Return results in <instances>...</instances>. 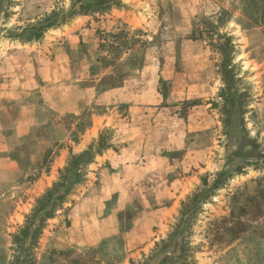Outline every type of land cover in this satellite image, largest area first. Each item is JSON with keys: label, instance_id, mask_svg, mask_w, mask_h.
Listing matches in <instances>:
<instances>
[{"label": "rangeland", "instance_id": "374dc122", "mask_svg": "<svg viewBox=\"0 0 264 264\" xmlns=\"http://www.w3.org/2000/svg\"><path fill=\"white\" fill-rule=\"evenodd\" d=\"M120 1L123 7L76 15L23 42L13 36L19 29L66 11L73 0H0V264H13L21 252L13 236L36 199L72 155L101 136L108 148L80 171V182L44 223L29 264H158L164 257L166 264H264V166L256 164L264 134L254 113L264 94V25L249 19L264 20V11L246 0ZM221 35L232 44L228 77L219 67ZM207 63L211 77L201 72ZM189 66L203 76L193 84L209 91L167 104L183 86L171 75ZM147 88L162 102L131 115L133 104L120 101H140L133 93ZM119 89L116 98L107 96ZM160 108L170 111L168 125L192 130L184 143L175 151L157 146L156 160L137 161L143 178L126 202L112 196L103 212L92 206L91 218L73 221L83 192L102 185L91 178L97 158L118 154L144 127L141 119ZM191 110L197 120L201 110L212 127L202 140L207 153L193 140L200 130L190 126ZM161 241L169 242L163 252Z\"/></svg>", "mask_w": 264, "mask_h": 264}, {"label": "crops", "instance_id": "0c3cea01", "mask_svg": "<svg viewBox=\"0 0 264 264\" xmlns=\"http://www.w3.org/2000/svg\"><path fill=\"white\" fill-rule=\"evenodd\" d=\"M135 15V14H134ZM133 21V20H132ZM151 65V70H152V65L153 61L150 63ZM149 65V67H150ZM210 64L207 63V69L206 71H201L202 73L205 72L207 73V76L210 74L211 70ZM198 70L195 67H188L186 71L180 73V74H175L171 75V78L178 81H181L183 86L180 89H176L175 91L171 93L170 96L166 99L165 101L167 104H172L178 100H182L184 98L186 99H194L200 96H205L204 92L209 91L208 84L203 85L201 93L199 94L200 90H198V84H193V82H199L197 77L202 78L203 76L197 72ZM263 76H264V71H263ZM209 77H211L209 75ZM151 82L153 80V76L150 77ZM208 78V77H207ZM204 81L207 82V79ZM189 82L191 84H189ZM150 90V89H149ZM147 88L144 93L146 94L147 98L143 99L142 93H139V90L137 92L133 93V97H138L141 99L140 101H136L133 103L132 100H127V101H120L122 102H131L133 105L129 107V112L132 114H145L150 108H144L145 105L149 104V101L153 105H157L158 102H162V98H160L159 94L157 95V91H152L150 92ZM121 90H115L110 93H107L108 97L111 95L114 96L115 98L117 94H119ZM179 95L178 92H180ZM123 93V91H122ZM121 93V94H122ZM152 94H156L153 98H151ZM143 99V100H142ZM138 100V99H137ZM151 105V106H153ZM150 106V105H149ZM142 107V108H141ZM193 107V106H192ZM196 107V106H194ZM258 117L261 126L260 129L264 134V94L263 98L261 99L260 104H257L255 107V112H254ZM190 118L191 120L194 119L193 123L191 122V125L194 124L196 125L194 128V131H196L199 134H195L193 137L194 142H198L199 147L198 150H205V153H207L208 147H204L205 144H202V140H205L206 136L205 133L212 131L211 126H205L204 124L207 123V118L204 117L202 111L200 110V118L197 120L195 119V114L194 110L189 111ZM175 116V115H174ZM172 120V117L170 116V111L166 108H160V110H155L154 113L151 115V118L147 119H141L143 122L144 127H139L136 128L135 132L126 142L125 146H123V149L118 153L114 152H107L106 155L103 157H98L95 164L91 167L94 168L95 170L97 169V172H94L91 174V178L95 180H99V182L102 185H98L95 187H90L83 192V195L80 198L79 204L76 205L73 209V212L71 213V216H73V221L77 220L76 217L79 218H86L89 219L91 218L89 215H92L89 211L92 209V206H95L98 208L99 211L103 212L102 208H104L103 204L104 202L112 197L118 195L119 200L118 202H126L128 193H132L133 188L135 187V182L134 180L143 178V176H140L139 174H142L141 170H137V168L140 167V164H137V161H141L143 164V161H152L156 160L155 157H158V151L159 148L157 146H164L166 145L167 151H175L180 148V146L184 143V139L186 137V133L190 132L191 129H189L183 122H178L176 125H168L167 122ZM151 121V122H150ZM154 124V127L152 126ZM155 124H157L155 126ZM189 126V127H190ZM153 128H156L153 129ZM144 129V131H143ZM195 133V132H194ZM203 135L204 137L202 138H196L198 135ZM153 136H156L154 138ZM191 139V138H190ZM190 141V140H189ZM207 142V141H206ZM216 143V140H215ZM214 144V143H213ZM196 148V149H197ZM158 150V151H157ZM110 162L112 165L111 168L113 171H109L106 168L100 167L103 163L105 162ZM135 163V164H134ZM100 167V168H98ZM93 170V169H92ZM90 195V196H89ZM79 212H83V214H79ZM116 214L115 210H112L110 218H112ZM76 216V217H75ZM85 220V219H84ZM78 221V220H77Z\"/></svg>", "mask_w": 264, "mask_h": 264}, {"label": "trees", "instance_id": "16d2710c", "mask_svg": "<svg viewBox=\"0 0 264 264\" xmlns=\"http://www.w3.org/2000/svg\"><path fill=\"white\" fill-rule=\"evenodd\" d=\"M250 4L254 5L258 10L264 11V0H246ZM123 7L120 0H73L71 6L66 11H53L49 14L44 15L42 18L37 20L35 23L28 25L25 28H21L20 33L14 34L16 39L23 42L38 41L42 35L49 29L58 27L59 25L67 22L69 19L76 15H87L95 13H105L113 8ZM249 19H252L255 24H263L264 20L259 17L255 18L250 15ZM201 36V34L199 35ZM200 38V37H199ZM220 39L223 41L217 46L218 51L221 55L220 70L224 72L227 77L231 74L228 70V63L231 61L232 44L229 37L221 35ZM229 80H227V83ZM108 145L104 136L98 138L95 145H90L88 149L78 155H72L66 165V167L59 173L57 182L45 191L43 195L36 199L35 205L31 210L30 214L25 219L24 226L20 231L13 236V244L16 245L21 252L14 258L13 264H29V251L35 245V240L42 229V226L48 219H52L55 212L61 208L65 203L66 198L71 194L75 185L80 182L81 173L80 171L88 164H90L96 154H101L102 151L106 150ZM256 147H253V151ZM258 161L257 165L264 166V155L257 154ZM219 179L216 180V183ZM197 196H194L196 199ZM169 242L161 241L157 246L162 248L159 250L163 252ZM168 257H164L163 263L166 264ZM145 260L141 264H147ZM136 264V263H132Z\"/></svg>", "mask_w": 264, "mask_h": 264}]
</instances>
